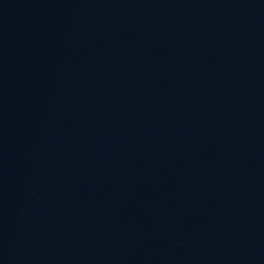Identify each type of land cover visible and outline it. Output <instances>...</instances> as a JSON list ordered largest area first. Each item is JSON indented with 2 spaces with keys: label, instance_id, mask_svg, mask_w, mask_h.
Wrapping results in <instances>:
<instances>
[{
  "label": "water",
  "instance_id": "water-1",
  "mask_svg": "<svg viewBox=\"0 0 264 264\" xmlns=\"http://www.w3.org/2000/svg\"><path fill=\"white\" fill-rule=\"evenodd\" d=\"M0 264H264V0H0Z\"/></svg>",
  "mask_w": 264,
  "mask_h": 264
}]
</instances>
